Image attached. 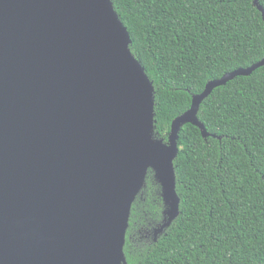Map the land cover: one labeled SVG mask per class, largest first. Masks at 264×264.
<instances>
[{
  "label": "water",
  "instance_id": "1",
  "mask_svg": "<svg viewBox=\"0 0 264 264\" xmlns=\"http://www.w3.org/2000/svg\"><path fill=\"white\" fill-rule=\"evenodd\" d=\"M264 20V9L254 0ZM111 0H0V264H127L133 204L155 172L179 213V133L214 89L207 84L153 138L154 86L130 51Z\"/></svg>",
  "mask_w": 264,
  "mask_h": 264
},
{
  "label": "trees",
  "instance_id": "2",
  "mask_svg": "<svg viewBox=\"0 0 264 264\" xmlns=\"http://www.w3.org/2000/svg\"><path fill=\"white\" fill-rule=\"evenodd\" d=\"M111 1L154 86L155 140L168 143L208 83L264 59L254 0ZM198 118L211 136L192 123L180 130L178 216L159 232L169 207L149 170L131 210L127 264H264V67L214 89Z\"/></svg>",
  "mask_w": 264,
  "mask_h": 264
}]
</instances>
